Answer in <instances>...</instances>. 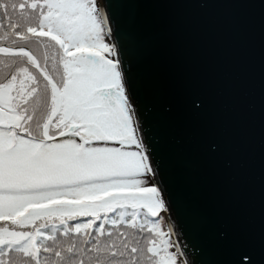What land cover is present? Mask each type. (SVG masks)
<instances>
[{"label": "snow or ice", "instance_id": "snow-or-ice-1", "mask_svg": "<svg viewBox=\"0 0 264 264\" xmlns=\"http://www.w3.org/2000/svg\"><path fill=\"white\" fill-rule=\"evenodd\" d=\"M125 63L102 0H0V264H190Z\"/></svg>", "mask_w": 264, "mask_h": 264}, {"label": "water", "instance_id": "water-1", "mask_svg": "<svg viewBox=\"0 0 264 264\" xmlns=\"http://www.w3.org/2000/svg\"><path fill=\"white\" fill-rule=\"evenodd\" d=\"M190 264L264 242V0H102Z\"/></svg>", "mask_w": 264, "mask_h": 264}, {"label": "rangeland", "instance_id": "rangeland-1", "mask_svg": "<svg viewBox=\"0 0 264 264\" xmlns=\"http://www.w3.org/2000/svg\"><path fill=\"white\" fill-rule=\"evenodd\" d=\"M161 215H163L166 219H167V216L165 215V213H162ZM168 220V219H167Z\"/></svg>", "mask_w": 264, "mask_h": 264}, {"label": "trees", "instance_id": "trees-1", "mask_svg": "<svg viewBox=\"0 0 264 264\" xmlns=\"http://www.w3.org/2000/svg\"><path fill=\"white\" fill-rule=\"evenodd\" d=\"M162 217H164L163 215H161Z\"/></svg>", "mask_w": 264, "mask_h": 264}]
</instances>
